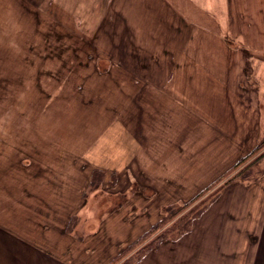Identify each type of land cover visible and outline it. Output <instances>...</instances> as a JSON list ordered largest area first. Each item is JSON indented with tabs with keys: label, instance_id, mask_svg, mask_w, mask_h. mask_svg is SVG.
<instances>
[{
	"label": "rangeland",
	"instance_id": "374dc122",
	"mask_svg": "<svg viewBox=\"0 0 264 264\" xmlns=\"http://www.w3.org/2000/svg\"><path fill=\"white\" fill-rule=\"evenodd\" d=\"M150 1L71 12L55 0H0V205L28 232L62 223L68 264H264V57H248L239 88L226 77L251 114L230 132L202 89L205 76L185 74L201 121L192 128L186 115L184 151L166 154L161 83L176 78L166 70L200 49L189 24L204 38L211 12L222 21L226 12L207 4L206 17L195 16L192 4L182 12ZM216 31L233 67L250 46L236 26ZM206 44L200 58L188 54L189 67L209 75V63L225 59H209ZM209 112L221 121L209 122Z\"/></svg>",
	"mask_w": 264,
	"mask_h": 264
},
{
	"label": "crops",
	"instance_id": "0c3cea01",
	"mask_svg": "<svg viewBox=\"0 0 264 264\" xmlns=\"http://www.w3.org/2000/svg\"><path fill=\"white\" fill-rule=\"evenodd\" d=\"M59 10L65 11H83V10H105L106 7L109 8L110 0H55ZM152 1V0H151ZM151 1L149 2L151 4ZM162 1L164 5H166V9L172 10L174 5H178V9L183 8L182 12H185V9L188 8L187 6H191V12H194L195 16H202L206 17V5L209 4L208 8L210 11H225L226 15L224 21L219 16L214 15L211 12L209 17L212 24H210L209 28H211L213 33H203L206 36H202L204 38H199L200 34L202 33L200 29V25L195 27L194 25L189 24L194 28L193 35L196 38H193L195 41L198 40V44L195 42L194 48L200 49L201 51H195L196 54H190L192 58L197 59L200 58V53L204 49L202 47V43L206 44V40L209 43H213L212 45H208V58L211 57L219 59H225V64L216 67V63H214V67L211 66L209 63V75L207 74V70L205 68H201L197 64L190 63L191 66L189 67V58L193 62L194 60L188 54H181L179 56L182 60V63H188L187 66L179 65L176 67V70L171 71V69L165 68L168 73L173 72L172 74L176 75L174 79L175 82L171 84L166 83L165 81L161 83V86L166 90V94L164 95L166 102L163 106V123H168L165 128V132L162 135L166 146V154H173V148L179 149V154L183 150V146L185 147V132H183L184 128L181 123H184L185 117L190 116L191 119L189 123L195 128L194 123L199 124L201 121V112L199 110L198 104H196L195 98H191L189 93L185 91L184 88V76L185 74L192 75L196 77V80L200 82L199 74H203L205 76V80L207 79V84L205 85L203 90L206 91V96L208 98L213 97L217 101V108L219 107V114L222 112L224 115H220L223 117V122L221 123L222 128L224 131L230 132L232 131V123H242V122H249L251 114L248 113L247 115L243 114L241 107V102L238 101L239 99L236 92L232 91L231 88L228 89L225 80L226 77L229 75H236L237 82L234 87L239 88V83L243 80L246 71V63L247 59L252 57V53L257 55L260 59L264 57V0H211L209 3L206 1H199V0H159V3ZM173 2V5L170 3ZM218 2V4H216ZM137 2H134V10L139 11L140 5H137ZM172 6V9L171 7ZM182 22L185 20L181 19ZM203 25V26H202ZM208 27L207 23H201V27ZM236 26L241 33V38L244 42L248 43L250 47H248L247 53H239L237 57H235V62L233 67L227 64V57L230 53V49L223 45V41L221 38L218 37L219 33L217 28L219 27H226V28H233ZM206 30V29H205ZM204 30V31H205ZM212 54V55H211ZM247 54V56H246ZM241 55V56H240ZM230 58V57H229ZM200 62V61H199ZM201 63V62H200ZM258 63H260L258 61ZM197 65V66H196ZM175 71V72H174ZM233 75V76H234ZM218 76V77H217ZM195 77L193 79H195ZM231 77H228V79ZM192 85L194 88L198 87L196 83ZM199 88V87H198ZM201 87L199 88V94L201 95ZM164 90V91H165ZM190 91V90H189ZM204 96V95H203ZM162 98V99H163ZM193 99V100H192ZM234 99L237 100V106H239V111L241 117L238 116L235 112L233 114V105ZM250 106V105H249ZM247 107V106H245ZM251 107V106H250ZM248 108V107H247ZM250 109V108H248ZM216 111L214 112V114ZM259 113V112H258ZM211 115L209 112L210 117L208 118L209 122L218 124L221 119L216 114L215 116ZM167 118L166 121L164 119ZM224 123V125H222ZM228 124V127H227ZM239 129V128H238ZM241 131L245 132L247 128H241ZM249 135H246L244 138H248ZM180 169V168H179ZM50 197V196H49ZM56 203V199L51 198L48 202L43 203L42 209L48 211V217L51 218L49 214L54 211V204ZM21 207V206H20ZM41 208V206H40ZM45 210V211H46ZM53 210V211H51ZM44 211V212H45ZM18 214V211L16 212ZM11 210L6 207L0 205V264H68V260L66 258V254H63L60 250V245H58L57 241V228H61V224L56 225L52 224L49 227H43L39 223H36L38 226H34L32 231H27L24 227L20 226L19 218L13 215H10ZM115 214V213H114ZM253 218V217H252ZM12 219V220H11ZM56 219V218H55ZM14 220V221H13ZM42 228L44 231H42ZM61 231V229H60ZM59 231V232H60ZM61 235L68 236L66 232L61 231ZM253 235V234H251ZM69 237V236H68ZM58 243V244H57ZM250 247L254 245L247 243ZM63 249V248H62ZM66 250V249H65ZM67 251V250H66ZM64 255L66 258H64Z\"/></svg>",
	"mask_w": 264,
	"mask_h": 264
},
{
	"label": "trees",
	"instance_id": "16d2710c",
	"mask_svg": "<svg viewBox=\"0 0 264 264\" xmlns=\"http://www.w3.org/2000/svg\"><path fill=\"white\" fill-rule=\"evenodd\" d=\"M152 246H153V244L149 243V244H146L144 247H142V250L139 251V258L140 259L143 258L145 253H146V251L148 249H150ZM131 247H132V245H129L128 247H126V251L131 249Z\"/></svg>",
	"mask_w": 264,
	"mask_h": 264
}]
</instances>
